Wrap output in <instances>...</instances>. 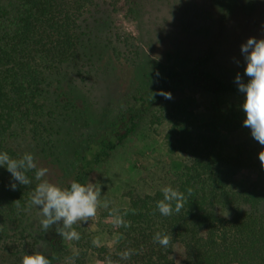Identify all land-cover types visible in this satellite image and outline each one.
Wrapping results in <instances>:
<instances>
[{"label":"trees","instance_id":"obj_1","mask_svg":"<svg viewBox=\"0 0 264 264\" xmlns=\"http://www.w3.org/2000/svg\"><path fill=\"white\" fill-rule=\"evenodd\" d=\"M242 1L0 0V151L34 154L49 169L43 179L60 187L89 182L142 124L163 131L170 154L189 158L180 171L156 165L123 190L112 247L79 223V241L57 235V225L44 232L29 204L34 173L10 191L0 168L1 262L40 252L51 264H89L90 253L102 263L176 264L180 246L182 264H264V146L243 126L235 83L238 74L248 79L238 44L246 26L235 14ZM190 14L207 22L188 29ZM168 185L191 194L164 217L156 202ZM156 232L168 235V247L153 242Z\"/></svg>","mask_w":264,"mask_h":264},{"label":"clouds","instance_id":"obj_2","mask_svg":"<svg viewBox=\"0 0 264 264\" xmlns=\"http://www.w3.org/2000/svg\"><path fill=\"white\" fill-rule=\"evenodd\" d=\"M240 51L245 60L243 75L248 78L247 82H241L239 74L235 78L237 90L244 95L241 107L246 118L243 126L249 128L252 138L264 146V38H249L241 44ZM158 95L164 100L172 99L171 92L161 90ZM259 160L264 166V151L259 153ZM0 168L10 174V182L6 185L10 191H16L18 186L30 185L32 179L27 174L34 173V179L39 183L35 186L29 204L39 209L43 217L40 220L42 230L47 232L51 226L57 225L56 234L65 240L79 241L81 234L74 225L81 221L86 223L96 215L98 207H108L107 202H101L102 185L91 181H73L68 187H60L43 179L48 175L49 169L38 168L36 158L30 152H25L17 159L7 151H0ZM161 192L163 198L156 202V209L164 217L180 213L187 202V195L191 194L190 189L186 195L170 185L162 187ZM112 211L115 213L118 210ZM117 223L124 222L118 217ZM153 242L166 248L170 240L168 235L156 232ZM93 244L97 245L98 242L94 240ZM133 254V250L129 249L122 252L120 257L122 260H128ZM22 264H51V261L47 254L37 252L25 255Z\"/></svg>","mask_w":264,"mask_h":264},{"label":"rangeland","instance_id":"obj_3","mask_svg":"<svg viewBox=\"0 0 264 264\" xmlns=\"http://www.w3.org/2000/svg\"><path fill=\"white\" fill-rule=\"evenodd\" d=\"M247 8H243L244 5ZM236 24L244 28L246 31H240L238 34L239 42L242 44L249 38H264V0H253L252 4L248 0H243L240 5L235 8ZM121 25L137 35L138 31L136 23L127 21L123 17L119 18ZM188 29H196L207 21L192 14L186 15L184 18ZM242 32V33H241ZM186 96L194 95L202 100L201 91H188ZM201 110L199 109L198 112ZM251 135V134H250ZM252 137V136H251ZM189 158L181 153L170 154L164 144V133L162 130L153 131L147 124H142L139 129L131 136L123 145L112 153L107 161L100 164L95 170L91 178V182L102 185V204L108 203V207H98L94 217L85 222H78L89 231L95 232L99 244L107 243L113 246L116 237L112 234L117 220L114 217L113 209L118 210L127 204L126 198L123 196V190L133 184L145 175L151 168L156 165H165L172 167L174 170H182V164H187ZM245 176V175H244ZM246 179L238 176L237 184ZM219 213L223 216H229V212L219 209ZM111 216H107V215ZM71 247V241H68ZM174 258L176 264H182L183 250L180 246L175 249ZM0 264H5L1 262ZM10 264V263H6ZM89 264H112L99 262L94 253L89 254Z\"/></svg>","mask_w":264,"mask_h":264}]
</instances>
